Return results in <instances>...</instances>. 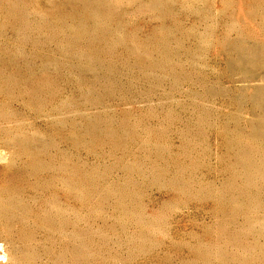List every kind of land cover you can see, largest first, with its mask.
I'll return each instance as SVG.
<instances>
[{"label": "rangeland", "instance_id": "1", "mask_svg": "<svg viewBox=\"0 0 264 264\" xmlns=\"http://www.w3.org/2000/svg\"><path fill=\"white\" fill-rule=\"evenodd\" d=\"M0 264H264V0H0Z\"/></svg>", "mask_w": 264, "mask_h": 264}]
</instances>
